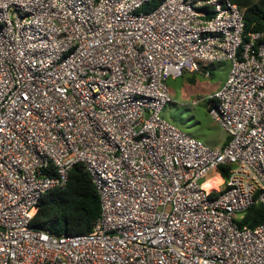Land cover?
Returning a JSON list of instances; mask_svg holds the SVG:
<instances>
[{
	"label": "built area",
	"instance_id": "obj_1",
	"mask_svg": "<svg viewBox=\"0 0 264 264\" xmlns=\"http://www.w3.org/2000/svg\"><path fill=\"white\" fill-rule=\"evenodd\" d=\"M152 1L0 0V264H264V220L237 223L264 207V35L231 0ZM198 61L230 63L206 99L218 149L160 116ZM77 164L91 231L32 228Z\"/></svg>",
	"mask_w": 264,
	"mask_h": 264
},
{
	"label": "trees",
	"instance_id": "obj_2",
	"mask_svg": "<svg viewBox=\"0 0 264 264\" xmlns=\"http://www.w3.org/2000/svg\"><path fill=\"white\" fill-rule=\"evenodd\" d=\"M163 0H153L144 10L156 8ZM243 13L245 33L264 35V0H231ZM219 172L225 179L227 167ZM216 181V180H214ZM211 182L207 183L208 186ZM100 214L99 197L89 173L82 164L72 167L64 188L46 192L37 205L30 226L50 235H78L91 231ZM264 220V207L257 203L248 208L237 223L255 227Z\"/></svg>",
	"mask_w": 264,
	"mask_h": 264
},
{
	"label": "rangeland",
	"instance_id": "obj_3",
	"mask_svg": "<svg viewBox=\"0 0 264 264\" xmlns=\"http://www.w3.org/2000/svg\"><path fill=\"white\" fill-rule=\"evenodd\" d=\"M201 73L185 74L166 82L171 101L163 108L160 116L180 132L202 142L210 149H218L226 140L225 132L210 118L207 112L206 99L215 93L226 80L230 69L229 62L208 63L198 61ZM204 100L197 106L191 103ZM216 172L200 180V183L212 178Z\"/></svg>",
	"mask_w": 264,
	"mask_h": 264
},
{
	"label": "crops",
	"instance_id": "obj_4",
	"mask_svg": "<svg viewBox=\"0 0 264 264\" xmlns=\"http://www.w3.org/2000/svg\"><path fill=\"white\" fill-rule=\"evenodd\" d=\"M226 78H227V77H226ZM224 82H225V81H224ZM222 85H223V84H222ZM222 85L220 86V88L222 87ZM220 88H219V89H220ZM219 89H218V90H219ZM218 90H217V91H218ZM225 134H226V133H225ZM227 139H228V138H227V135H226V140H225L224 144L227 142ZM224 144H223V145H224Z\"/></svg>",
	"mask_w": 264,
	"mask_h": 264
},
{
	"label": "bare ground",
	"instance_id": "obj_5",
	"mask_svg": "<svg viewBox=\"0 0 264 264\" xmlns=\"http://www.w3.org/2000/svg\"><path fill=\"white\" fill-rule=\"evenodd\" d=\"M214 180H216V181H218L219 179L218 178H216V179H214ZM213 180V182H216V181H214ZM212 183V182H211ZM210 186V184L207 186V185H205V187H209Z\"/></svg>",
	"mask_w": 264,
	"mask_h": 264
}]
</instances>
